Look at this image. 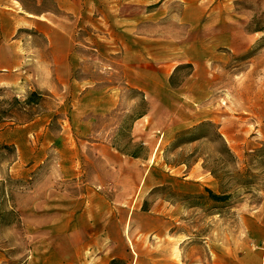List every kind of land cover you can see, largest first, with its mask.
Returning <instances> with one entry per match:
<instances>
[{"label":"rangeland","instance_id":"rangeland-1","mask_svg":"<svg viewBox=\"0 0 264 264\" xmlns=\"http://www.w3.org/2000/svg\"><path fill=\"white\" fill-rule=\"evenodd\" d=\"M0 24L26 58L0 63L26 80L0 86V264H264V0H0Z\"/></svg>","mask_w":264,"mask_h":264},{"label":"crops","instance_id":"crops-1","mask_svg":"<svg viewBox=\"0 0 264 264\" xmlns=\"http://www.w3.org/2000/svg\"><path fill=\"white\" fill-rule=\"evenodd\" d=\"M3 30L4 28L0 24V63H4V61H9V63H14V66L19 69L21 68L23 61H26V58L24 55L20 54L16 46H14L13 44L9 45L4 43L3 38L6 37V35ZM71 48L72 44L70 45V48H66V52L64 54L66 55L67 53H70ZM19 82H21L22 84L26 82L25 75L21 71H17V73L15 72L14 75H12L10 78H7L6 76H0V86L15 87L19 84ZM76 258H72L70 261L76 262Z\"/></svg>","mask_w":264,"mask_h":264},{"label":"trees","instance_id":"trees-1","mask_svg":"<svg viewBox=\"0 0 264 264\" xmlns=\"http://www.w3.org/2000/svg\"><path fill=\"white\" fill-rule=\"evenodd\" d=\"M37 95L38 94L36 92L32 93L29 96V98L25 101V104L26 105L36 104L38 102V100L36 98ZM127 155L129 157H133V158H136V159L140 158V155L137 152H131L130 154H127ZM235 176H236V178H238V182L236 183L238 188H242V187L248 188V186L253 185L252 182H250L249 179H248L249 175L238 173ZM207 191L210 194L212 201H216V202H219V203H225L231 198V195H225V193H223L221 195H217V194H213V192L210 191V190H207ZM0 193H1V191H0ZM3 215H4V213L0 209V222L3 221V219H4Z\"/></svg>","mask_w":264,"mask_h":264}]
</instances>
